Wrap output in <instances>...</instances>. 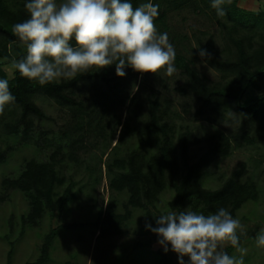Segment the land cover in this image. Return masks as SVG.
<instances>
[{
  "label": "trees",
  "instance_id": "trees-1",
  "mask_svg": "<svg viewBox=\"0 0 264 264\" xmlns=\"http://www.w3.org/2000/svg\"><path fill=\"white\" fill-rule=\"evenodd\" d=\"M25 2L26 0H0V79L9 81L10 91L15 96V103L6 106L3 115H0V127L7 138L18 141L21 145L36 144L33 134L37 122L46 118L36 101L39 95L67 109L74 125L70 127V135L64 133V137L70 140L68 150H64L60 143L49 144L44 140V146L54 148L50 158L46 161L35 158L25 160L23 169L16 178L3 181L6 189L19 191L28 199L29 212L22 216L23 230L27 226L37 227L47 213H67L68 206L76 198V182L72 177L61 173V163L66 159L76 163L80 161L77 152L84 147L85 135L92 131L108 139L103 152L106 159L103 161L101 156L98 162L100 171L102 166L106 168L109 189L117 194L128 195L124 213L116 212L110 206L105 212L100 209L93 223V227L99 232L98 237L120 235L132 216L131 209L143 210L149 216L150 207L156 206L168 187L175 194L174 199L169 202L172 210L181 211L185 206L191 205L193 211L198 212L201 207V213L206 215L223 207L236 218L246 204L260 199L259 186L248 176L245 164L234 170L216 189L205 188L203 181L211 173L209 167L216 159H226L234 149L245 145L254 146L264 139V90L261 87L264 82V9L247 10L239 5V0H232L231 5L224 6L226 16L218 17L211 7V0H151L159 5L155 24L161 33L167 28L168 14L185 7L202 13L219 29L223 41L221 47L207 32L193 29L192 34L198 52L199 48H204L211 53L210 59H202L221 74L219 81H210L201 74L194 60L182 52H176L174 61L176 70L185 76V82L178 91L198 103L196 114L201 120L219 125L232 112L241 119L239 136L216 131L200 138L190 128L177 134L169 115V104L165 100L167 106L163 107L158 96L152 94L149 97L147 112L144 114L137 94L131 96L127 90L129 84L120 80L112 88L116 91L114 97L106 96L107 101H92L87 104L83 99L77 98L75 89L83 83L109 84L114 79L110 75L115 70V65L98 72L93 70L75 80H61L44 86L23 78L16 69L14 77L8 78L2 61L12 63L14 59L25 55L24 47L12 32L15 23L28 18ZM130 2L136 7L148 0ZM131 74L135 78L141 75L133 70ZM249 90L263 93L246 98ZM126 105L127 117L124 122L120 117H115V123L110 119L105 123L109 114L113 115V110ZM109 122L113 123V127L106 132ZM116 135L117 142L111 148ZM135 136L139 137L142 146L149 150L156 148L155 152L147 154L131 149L120 155L121 144H127ZM195 147H200L202 151L198 158L193 154ZM5 159V152L0 148V162ZM92 169L94 172L96 169L98 171L97 162ZM100 178L101 176H95L94 182L99 183ZM71 226L83 225L72 224L66 228ZM57 235V229L50 230L43 239L39 258L26 264H48L51 246ZM137 246L148 244L138 243ZM156 255L157 264H172L164 250L157 251ZM11 256L12 251L8 255V264H11Z\"/></svg>",
  "mask_w": 264,
  "mask_h": 264
},
{
  "label": "rangeland",
  "instance_id": "rangeland-1",
  "mask_svg": "<svg viewBox=\"0 0 264 264\" xmlns=\"http://www.w3.org/2000/svg\"><path fill=\"white\" fill-rule=\"evenodd\" d=\"M59 2V0L57 1ZM239 5L247 10L258 11L264 9V0H239ZM169 40L176 52H182L188 58L194 60L196 68L210 81H219L221 74L207 65L199 56L195 40L192 37L194 30L207 32L211 35L219 47L223 41L218 27L202 13H196L190 7L179 11H172L166 20ZM194 29V30H193ZM186 36V37H185ZM185 38V39H184ZM2 67L8 78L12 79L15 69L12 63L4 60ZM131 68L126 69V76H116L115 70L110 75L109 84L102 82L83 83L75 89L77 98L83 99L87 104L92 101H107L106 96L114 97L116 91L112 88L117 81L125 82L131 96L137 94L141 100L142 112H147L149 97L153 94L158 96L163 107L169 104V115L177 134L190 128L195 136L202 138L204 135L216 131H225L228 134L239 136L241 119L232 112L226 115L222 124L212 125L201 120L196 111L198 103L184 95L178 88L185 82V76L176 70L173 76L164 74L163 70L157 75L143 74L135 78L131 74ZM264 90V82L261 83ZM263 91L249 90L246 98L259 96ZM118 97V96H117ZM46 118L37 122L35 129L34 145H21L18 141L7 138L0 127V148L5 152L6 159L0 162V264H8V255L12 251L11 264H26L35 262L40 256V249L46 234L52 229L58 230L50 250V262L48 264H157V251L163 250L158 244V237L146 228V224L156 227L158 215L172 210L169 202L175 197L174 191L168 187L160 196L155 207H150L151 214L148 216L143 210L131 209L132 216L126 222L120 235L99 236V232L93 227L100 209L112 207L116 212L124 213L127 203V193L117 194L109 189V180L105 166L99 170V158L105 161L103 156L108 139L96 135L93 131L87 133L83 139L84 147L77 154L79 162L66 159L61 163V173L72 177L76 182L75 200L68 206L67 213L45 214L37 227H22V216L29 212V203L26 196L16 190L6 189L3 185L5 179L16 178L22 171L25 160L35 158L46 161L54 152V148L44 146L45 141L49 144L60 143L64 150H68L70 140L64 137V133L70 135V127L74 125L71 113L57 105L53 100L39 95L36 98ZM101 107V105H98ZM125 107H117L111 112L105 123L110 119L115 123V117H120L124 122L127 113ZM109 122L107 131L113 127ZM120 129L117 131L119 134ZM110 145L115 146L118 136ZM45 140V141H44ZM240 141V140H239ZM10 148H9V147ZM136 149L142 153H153L141 145L139 137L135 136L127 144H121L120 155L128 150ZM193 154L198 158L202 151L200 147L193 148ZM98 163V171H93L92 166ZM248 167V176L255 180L260 189V199L257 202L246 204L238 213V218L244 225L245 234L240 237V244L247 249L244 256L245 264H264V249L256 246L255 237L264 228V139L254 146H243L234 149L232 155L226 159L218 158L209 167L211 172L203 181L205 188L216 189L229 175L240 165ZM101 176L100 182L95 183L94 177ZM190 208L185 206L182 210ZM200 208L198 213H201ZM81 224L83 226L69 227L67 225ZM13 243V245H12ZM138 243L148 246H137ZM170 247V246H169ZM230 255H239L231 246L226 247ZM167 257L172 264H178V258L171 250ZM187 260V257L185 258Z\"/></svg>",
  "mask_w": 264,
  "mask_h": 264
},
{
  "label": "clouds",
  "instance_id": "clouds-1",
  "mask_svg": "<svg viewBox=\"0 0 264 264\" xmlns=\"http://www.w3.org/2000/svg\"><path fill=\"white\" fill-rule=\"evenodd\" d=\"M231 3L211 0V7L224 17V6ZM24 7L28 18L15 23L12 32L25 55L14 59L12 66L41 86L113 65L121 78L126 68L141 75L158 76L163 70L171 77L176 72L175 48L168 33L159 32L155 24L159 5L151 0L136 7L130 0H26ZM199 56L210 59L211 53L199 48ZM13 103L9 81L0 79V115ZM157 217L156 227L146 228L158 237L165 253L177 255L178 264H245L247 249L240 244L245 228L227 209L206 215L186 208ZM255 241L264 249V228ZM227 246L239 255H230Z\"/></svg>",
  "mask_w": 264,
  "mask_h": 264
}]
</instances>
